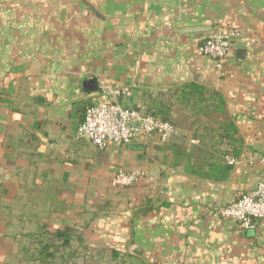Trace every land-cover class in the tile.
<instances>
[{"label": "crops", "instance_id": "obj_1", "mask_svg": "<svg viewBox=\"0 0 264 264\" xmlns=\"http://www.w3.org/2000/svg\"><path fill=\"white\" fill-rule=\"evenodd\" d=\"M223 27L238 36L218 70L195 51ZM190 81L222 95L242 137L224 180L162 164L156 136L106 148L75 136L102 88L129 86L128 106L156 108ZM263 155L264 0H0V264L37 220L127 264H264V221L251 231L216 213L264 180ZM120 169L148 177L114 187Z\"/></svg>", "mask_w": 264, "mask_h": 264}, {"label": "trees", "instance_id": "obj_2", "mask_svg": "<svg viewBox=\"0 0 264 264\" xmlns=\"http://www.w3.org/2000/svg\"><path fill=\"white\" fill-rule=\"evenodd\" d=\"M158 95V106L147 107L145 110L148 114L171 123L177 133L172 134L167 141L159 142L157 159L162 164L169 163L172 167L182 166L188 174L224 180L231 168L224 156H238L243 147V140L227 112L222 95L204 84L192 81L164 89ZM92 103L83 106V115ZM179 128L190 130V139L196 140V143L189 142L178 132ZM214 147L218 149L215 150ZM21 236L26 238L27 242L24 243L19 238L14 244L13 253L22 252L24 257L30 258L35 264H72L74 255H83L86 258L84 264H102L103 261L110 264H127L126 257L130 256L103 249L96 251L90 258L84 247L77 249L78 247L73 246L72 241L81 242L82 237L72 227L51 232L48 231L46 223L38 220L33 230L21 232ZM104 253L110 257L101 258L100 255Z\"/></svg>", "mask_w": 264, "mask_h": 264}, {"label": "built area", "instance_id": "obj_3", "mask_svg": "<svg viewBox=\"0 0 264 264\" xmlns=\"http://www.w3.org/2000/svg\"><path fill=\"white\" fill-rule=\"evenodd\" d=\"M237 36L238 30L234 27L217 29L197 44L195 52L212 59L215 67L221 70L231 42ZM130 94V87L126 85L105 87L98 91L76 127V138L106 148L110 145H130L139 139L146 141L154 136L158 142H164L177 133L171 123L148 114L144 106H128L124 101ZM224 159L229 165L239 162L237 156L225 155ZM259 160L264 163V155ZM147 177L143 169H120L114 174L111 184L114 187H128ZM216 213L241 229L254 231L258 223L264 221V180L249 190L235 191L231 199L217 207Z\"/></svg>", "mask_w": 264, "mask_h": 264}, {"label": "rangeland", "instance_id": "obj_4", "mask_svg": "<svg viewBox=\"0 0 264 264\" xmlns=\"http://www.w3.org/2000/svg\"><path fill=\"white\" fill-rule=\"evenodd\" d=\"M24 226H26V222H24ZM24 228L27 229V228H31V227H24ZM20 240L22 242H24V243L27 242V239L23 238L22 236L20 237ZM72 244H73L74 247H76V248L78 247L77 249H81V247L83 246L84 247V251L87 253L88 257H90V258L93 257L95 252L89 250L86 246H84L82 244L78 245L75 240L72 241ZM100 256H101V258H109L110 257V255L107 254V253H104V254H102ZM12 257H13V261H14L13 264H35L34 261H32L30 258L24 257V255H22V252L21 253L17 252L16 254L13 253ZM95 257H97V256H95ZM84 259H86V258L83 255H81V256L74 255V257H73V261L74 262L72 264H82ZM64 264H68V263H64ZM85 264H86V262H85Z\"/></svg>", "mask_w": 264, "mask_h": 264}, {"label": "water", "instance_id": "obj_5", "mask_svg": "<svg viewBox=\"0 0 264 264\" xmlns=\"http://www.w3.org/2000/svg\"><path fill=\"white\" fill-rule=\"evenodd\" d=\"M204 27H198V26H196V27H190V28H186L185 30L186 31H200V30H202ZM239 52H242V51H239Z\"/></svg>", "mask_w": 264, "mask_h": 264}]
</instances>
